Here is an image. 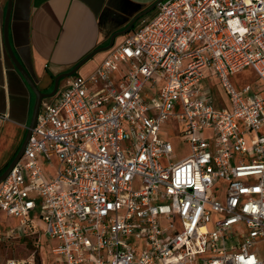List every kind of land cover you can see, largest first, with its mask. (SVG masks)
Here are the masks:
<instances>
[{"label": "built area", "instance_id": "obj_1", "mask_svg": "<svg viewBox=\"0 0 264 264\" xmlns=\"http://www.w3.org/2000/svg\"><path fill=\"white\" fill-rule=\"evenodd\" d=\"M51 98L0 183L8 237L41 230L50 264H264V0H163Z\"/></svg>", "mask_w": 264, "mask_h": 264}, {"label": "crops", "instance_id": "obj_2", "mask_svg": "<svg viewBox=\"0 0 264 264\" xmlns=\"http://www.w3.org/2000/svg\"><path fill=\"white\" fill-rule=\"evenodd\" d=\"M157 1L12 0L8 25L10 46L38 88L49 93L57 76L73 70L92 52L109 46L111 37L116 35L111 48L95 53L74 75L87 76L94 72L114 47L155 15L157 7L139 19L128 33L119 32ZM7 3L8 0H0V174L10 166L23 143L36 99L5 47ZM68 78H64L63 87L60 90L59 85L57 92L64 89ZM203 85L210 91L216 107H229L217 77L205 79ZM43 264L48 261L43 260Z\"/></svg>", "mask_w": 264, "mask_h": 264}, {"label": "rangeland", "instance_id": "obj_3", "mask_svg": "<svg viewBox=\"0 0 264 264\" xmlns=\"http://www.w3.org/2000/svg\"><path fill=\"white\" fill-rule=\"evenodd\" d=\"M206 80L210 81L213 79L209 74L206 75ZM64 79L60 81V90L63 87ZM233 81L238 85L242 86L247 83L256 84L258 80L255 73L251 71H245L241 74H238ZM54 87V86H53ZM51 87L50 90L53 88ZM53 90V89H52ZM170 138L172 139L174 145V155L172 160L174 162L179 161L180 159L186 157L190 153L189 146L187 144L181 143V141L175 137V133L168 127ZM37 213V211H36ZM19 225V220L16 218H8L4 214L0 213V264H5L8 259H24L27 260L34 254L35 264H43V260L48 261V264L51 261L50 245H47L49 240L43 236L42 231L40 230L37 235L33 236H13L8 237L7 233L10 229H15ZM38 238L41 239L39 246L46 248L42 251L37 247ZM262 254L264 255V248L262 247Z\"/></svg>", "mask_w": 264, "mask_h": 264}, {"label": "water", "instance_id": "obj_4", "mask_svg": "<svg viewBox=\"0 0 264 264\" xmlns=\"http://www.w3.org/2000/svg\"><path fill=\"white\" fill-rule=\"evenodd\" d=\"M163 0H158L157 2H155L152 6H150L147 10H145L144 12L138 14L127 26V28L125 30H123L122 32H119L121 34H126L131 30V27L142 17L146 16L147 14H149L150 12H152L157 5ZM11 7H12V0H8L7 3V9H6V13H5V20H4V43H5V47L7 50V53L10 57V59L12 60L13 64L15 65V67L20 71V73L22 74V76L24 77V79L27 81V83L29 84V86L31 87V89L33 90L34 94H35V104H34V108H33V113H32V118H31V122L30 125L27 129V133L25 135V138L23 140V143L17 153V155L15 156L14 160L12 161V163L10 164V166L2 173L0 174V183L7 177V175L9 174L10 170L13 168V166L18 162V160L21 158L25 147L29 141L32 129L35 127L36 121H37V117L38 114L40 112V108H41V104L43 102L44 99L47 98H51L53 97L59 87V83L62 79L67 78V77H71L73 76L78 69L80 68V66L82 64H84L85 62H87L95 53L100 52V51H105L108 50L109 48H111V46L113 45L114 42V38L116 37V35L112 36L110 39V44L107 47L101 48L100 50H96L94 52H92L91 54H89L84 60H82V62H80L73 70H71L68 73L65 74H61L59 76H57L55 78L54 81V88L51 92L49 93H45L42 92L37 84L34 82V80L31 78V76L28 74V72L26 71V69L22 66V64H20V62L18 61V59L16 58L11 46H10V42H9V37H8V25H9V19H10V13H11Z\"/></svg>", "mask_w": 264, "mask_h": 264}]
</instances>
